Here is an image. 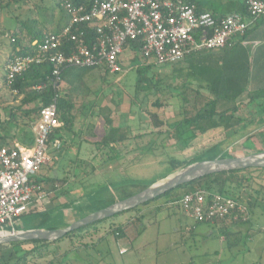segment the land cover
<instances>
[{
  "label": "rangeland",
  "instance_id": "obj_1",
  "mask_svg": "<svg viewBox=\"0 0 264 264\" xmlns=\"http://www.w3.org/2000/svg\"><path fill=\"white\" fill-rule=\"evenodd\" d=\"M59 2H61V0H27V4H13L10 8L6 7V0L1 2L3 6H0V143H2L4 139L10 141L11 135L14 134L17 128L27 131V128L31 129L32 127L31 124L29 125L32 116L27 117L22 111L16 113V121H11L10 108H16L20 104L21 99L18 98L15 100V96L6 91L4 82L2 81V63L9 50L8 37L2 34L7 31L11 33L12 30L17 28V23L23 22L27 16L31 15L32 17L40 18L38 16L40 8L48 9V11L44 12L43 18L44 16L45 18L55 16L52 25L48 26L50 31H55L59 26L61 27L64 25L66 19L65 15L62 12L60 13L59 9L56 8ZM61 17L63 18L62 22ZM49 22H51V20ZM134 58L135 55L133 52L129 49L125 50L121 57L123 68L125 67V69L122 74L115 75L119 78L122 77L121 80H123L119 83H114V78L116 77L113 75H109L111 77L104 80V84H107L110 89L117 90L116 93L112 94L115 103H110L107 95L100 98L92 95V92L98 88L104 91L106 90V86L97 80L89 81L87 85L88 88H84L75 100L76 109H81L84 105L89 106V102L94 103L95 107L93 111L96 114L92 120L90 119V122L95 123L96 127L103 124L104 118L108 115L107 108L112 110L111 118L114 122V126L122 127L125 123L134 126L136 123L139 124L140 121H146L147 117L148 120H150L146 111L148 109L155 110V108L150 105L157 97L165 103V107L159 110L161 118L167 120L171 125L180 119L177 113L182 105V99L172 97L175 92L173 88L177 87V84H179L178 81L174 82L172 79L173 67L156 68L150 70L148 73V78H152L156 82H158L159 79L164 80V82L160 84L163 86V91L161 93H158L154 89L147 90L146 87L142 85V87L140 86L141 88L139 87L137 90V74L134 68H130L133 65L132 61ZM98 72V70H95L92 73L96 76ZM159 94H161V96ZM102 98H106L107 102ZM96 107L99 109L96 110ZM130 110L133 112V119L127 118ZM250 112L251 111L247 109L243 115L249 116ZM147 127L148 125L142 126L144 133ZM96 131H98V129H96ZM249 132H251V135L252 133L253 135L255 133L259 134L252 136L250 139L244 136L241 138L232 137L219 140L216 142L220 144L217 149L220 151L224 150L225 152L230 151V153L237 155L264 151V126H257L256 123L244 131V135ZM215 134L217 135V133ZM190 135L191 133L189 132L184 138L185 140L181 141H188ZM216 135L213 138L214 140L223 136L221 134ZM88 137L90 139H101L102 136L89 135ZM141 142L143 143L140 144ZM151 143H153L152 147L150 146ZM147 144L148 149L144 150ZM211 145L212 144H210V146ZM127 146L128 149L133 148L136 149V151L130 154L129 157L130 159L135 158L134 160H125L119 163L118 170H120V174L125 171V178L118 179L117 176L112 175L108 177L98 176L94 174V170V172L89 170L88 173L90 171L91 173L85 175L84 183L87 196H95L98 190L99 193H101L100 191L103 189V197L108 198L109 196L117 194V198L121 200L122 193L111 191L112 189L117 191V187L120 184L129 185L132 181L144 185L157 182L172 172V166L170 165L171 160L175 159L177 162H181L185 159H189L186 149L190 147L194 148L193 144L186 148L187 144H179L175 138H169L167 136L163 138L156 136V134L152 136L150 133H148V137H144L142 141H139V145L133 141L132 144ZM210 146H205L204 149L210 148ZM184 153H186V156ZM230 153H224V156L230 157ZM219 154L223 155L222 152ZM91 162V165L101 164L99 160H93ZM69 168L70 170L68 172L74 173L72 167ZM47 174V166L45 165L40 172V176H49ZM50 175L53 176L52 173ZM247 176H252L253 178V190L250 191L255 197L257 196L255 190L259 191L261 188H264V173L252 171ZM69 179V184L73 185L72 187L75 188L79 186L76 182L84 181L73 176L67 178L66 181ZM121 180L124 183L120 182V184H118ZM61 182L55 184L61 186L64 184V182ZM55 184L44 183L42 186L45 192L49 193L52 191V187L55 186ZM105 192L108 193L104 194ZM260 197L264 199V190ZM164 205L165 200L163 199L153 201L148 206H141V211H128L114 219L100 223L97 225L98 233H95L92 229L85 233V238L81 242V244L89 243L90 247L87 250H83L80 254H72L68 260L77 261L80 256H85L87 254L91 258L90 262L94 264H264V203H258L252 215L251 220L254 222L255 226L251 233V237L243 240L242 243L237 246H230L228 242L224 240L220 225H196L181 209L174 206H167L169 207L167 208L164 207ZM158 206H161L160 209H158ZM60 214L61 212L56 209L55 212H53L52 215L50 214V217L47 218L45 225L60 228L62 225L58 224L61 222ZM41 220L40 216L27 214L20 219V227H43L40 225ZM119 227L125 230L123 229V236L117 238L112 231L117 230ZM238 230L240 229L237 228L236 231ZM73 240L76 241L75 239ZM70 244L71 242L69 239H64L59 243L62 252L70 248ZM122 248H125V254L124 252H120ZM9 251L11 250H0V261L2 260L3 254L7 256ZM68 260L65 262H68ZM71 262L72 261H70V263Z\"/></svg>",
  "mask_w": 264,
  "mask_h": 264
},
{
  "label": "built area",
  "instance_id": "obj_2",
  "mask_svg": "<svg viewBox=\"0 0 264 264\" xmlns=\"http://www.w3.org/2000/svg\"><path fill=\"white\" fill-rule=\"evenodd\" d=\"M248 17L231 14L218 18L209 11L198 12L184 0H91L78 5L61 3L70 16L63 31L49 34L32 46L37 55L13 56L5 67L8 84L33 63L49 60L53 65L52 102L41 109L33 131L32 147L18 143L0 146V231L18 224L32 207L44 203L46 196L37 180L48 163L49 137L62 127L58 101L64 94L62 73L70 68L102 70L107 75L123 73V52L129 44L141 45V54L155 68L174 67L190 55L223 50L234 42L248 45L241 37L258 21L264 20V0H243ZM87 26L94 29V41L88 43ZM64 40L74 43L69 53L60 50ZM57 148L59 142H55ZM185 215L196 223L213 222L225 217L246 215L247 208L235 199L204 190L184 194L177 203ZM264 229V228H263Z\"/></svg>",
  "mask_w": 264,
  "mask_h": 264
},
{
  "label": "trees",
  "instance_id": "obj_3",
  "mask_svg": "<svg viewBox=\"0 0 264 264\" xmlns=\"http://www.w3.org/2000/svg\"><path fill=\"white\" fill-rule=\"evenodd\" d=\"M2 1L3 0H0L1 7L3 6L1 3ZM6 1H7L6 3L7 8L8 7L10 8V6L13 4L16 5L24 4V3L27 4V0H6ZM90 1L91 0H61V2L57 4L56 8L59 9L60 13L62 12L65 15L66 19L64 25L61 27L59 26V28L56 29L55 31H50L48 27L49 25H52L53 21L55 20L54 18L55 16H51V18L48 17L45 18L44 16L43 18L44 12L48 11V9L40 8L38 11V16L40 18L32 17L31 15L27 16L23 22L22 21L19 22L20 24L17 23L18 24L17 28L12 30L11 33L7 31L2 34L4 36L7 35L8 37L7 40L9 41V49H10V54L8 55L4 64L2 81L4 82L6 91L9 94L15 96V100H17L18 98L21 99L20 104L16 108L15 107L10 108L11 121H16V113L18 111H22L25 116L27 117L32 116L29 125L31 124V126H34L38 122L41 109L45 106H48L52 102L55 96V91L52 87V82H51L53 65L49 60H45L41 63H33L28 70H26L24 73L19 75L11 84H8L5 75V67L8 64L9 59L12 57V55L35 57L37 55V52L35 50L37 46H32L34 42L37 41L41 43L49 34L58 35L63 31L65 27L69 25L70 16L66 11L63 10V8L61 7V3L70 2L72 4L78 5L81 3H89ZM184 1L189 4L196 5L193 0H184ZM196 7L198 12L204 11L201 10L199 6L196 5ZM244 13L245 15L243 16L248 17L246 6ZM217 17L223 18L222 16L221 17L217 16ZM49 19L51 20V22H49L50 21ZM62 21L63 18L61 17V22ZM80 30H83L86 33V40L88 43L94 41V38L96 36L94 29L88 28L87 26H83L80 28ZM247 32L241 37L240 41L245 39ZM0 46H1V41H0ZM73 46L74 43L69 42L68 40H64L63 46L60 48V50L64 53H69L73 48ZM127 49H129L135 55V58L132 61V63L134 64L133 68L135 69L139 77V79L136 82L137 85L136 89L138 90V88L142 85L145 86L147 90L154 89L158 93H161L163 89L159 84V82H156L152 78H148V73L150 72V70L156 68L154 67L153 63L150 60L145 59L142 56L141 45L137 42H132L129 44V48H126V50ZM235 52H239L240 54H242V57L246 58L247 56V51L240 42H234L225 49L218 51V53H220V55L218 56L222 57L227 53H235ZM215 53H217V51ZM191 56L193 55H190V57ZM95 70L97 69L70 68L62 73L63 81L67 85H69L68 92L64 93L58 101V113H59L58 115L63 127L69 126L72 123V121L75 119V117L73 116L71 117L72 115L71 111L74 109V103L71 102V95L80 94L81 91L87 87L88 82L93 81L92 79L91 80L89 79L91 77L92 72ZM98 71H102V70H98ZM232 82L234 84H237L235 80H233ZM207 84L209 91L212 95L211 99H207L205 97L199 96L200 94L198 93L192 94L193 91L190 92L188 86H184L182 89H179L178 96L181 97L182 99V105L178 113L180 119L172 125L171 124L165 125V121L160 119L159 116V110L165 107V103H163L159 97H157L154 102H151L150 106L155 108V110L148 109L146 111V114L149 116L150 119L149 120L150 135L154 136L156 134V136H160L165 133V137L167 136L169 138H175L177 142H179V144L181 143L187 144L186 148H188L191 146L190 141H192L196 137L197 133H205L207 131H211V130L213 131L221 127H224L223 129L226 131L234 130V128L237 125H239V121H240L239 116H237L239 109L234 108L233 110L230 111L220 112L218 111L217 106L220 100L234 101L237 98V96H239L242 93V89L239 88L238 85L233 86V88L237 90L231 89L224 94L222 92L224 91L222 89L223 80L216 81V79H214L212 81H208ZM159 95L161 96V94ZM261 98L264 99V93L253 96L249 100L248 105L257 102L258 99ZM29 107L31 108L29 109ZM259 107L264 115V104H260ZM107 123L111 126L112 120L111 121L107 120ZM259 124L264 125V120ZM164 126H168V129L165 130V132H163ZM247 126L248 125H246V127ZM184 128L186 129L188 128L187 131H185ZM59 129L55 130L54 133L50 135L49 142L53 140L55 134L59 132ZM189 132L191 133L189 140L182 142L181 140H185L184 138ZM116 133L117 132L115 129H111L108 136H106L100 143L102 144L103 149L110 148V152L107 153L108 157L106 158V161L111 158L118 157L116 151L117 149H119L121 144L123 145V142L125 141L124 135L118 136L116 135ZM258 134L259 133H255L254 135L250 134L249 136H247V138L250 139L252 138V136ZM133 139L134 142L139 140V138L136 137ZM152 144L153 143H151L150 145L151 147ZM219 145L220 144L218 143H214L211 146L206 145V146H210V148L207 149H204L205 146H194V148H192L193 150L195 149L194 156L190 157L189 159H185L181 162H177L175 159L170 161V165L172 166V172H170V174L192 163L202 160L214 159L220 156H224V153H230V151L225 152L224 150L220 151L219 149H217ZM147 147L148 144L147 146L144 147V150L148 149ZM131 150L132 152L136 151V149L133 148H131ZM220 152H222L223 155L219 154ZM100 162L103 163L104 160H101ZM252 171H260L264 173V169H247V170L224 172L220 174L206 176L194 182L180 186L172 191H169L153 201H158L163 199L165 200L164 207L174 206L179 209L177 203L182 198V196L188 192L198 191V190H204L212 194L218 193L235 199L238 203L244 205L247 208L246 215H238L236 219H235V215H231L223 218L222 220H214L213 222L210 221L203 223H196L194 221L193 222L196 225L215 224V223L219 224L220 230L222 232V237L224 238V240L227 241L230 246H237L241 244L243 240H246L251 237V233L255 226L254 222L251 220L252 215L254 213L255 208H257L258 203H264V199L260 197V195L263 193L264 188H261V190L259 191L255 190V194H257V196L255 197L250 191L253 190L252 187L253 178L252 176H247V175L250 174ZM50 181L51 180H49V183ZM58 181H60L59 178L55 179L54 181L52 180L53 183H56ZM148 186L149 185H144L142 183L132 181L129 185L120 184L117 187L118 188L117 191H115L114 189L112 190L106 189V190H111L116 193L120 191L123 194L122 199H125L141 192ZM103 191L104 190L102 189L100 191L101 193L97 192L95 196L88 197L86 199L87 202L85 204L87 205L86 206L87 211L85 212V215L91 214L97 210L105 208L118 201L114 199V197H112L111 199H109V197L108 198L103 197L102 195ZM107 193L108 192H105L104 194ZM151 202H148L142 206L144 207L148 206ZM160 207L161 206H158V209H160ZM133 210L141 211V206ZM125 213L127 212L120 213L110 219H114L117 216H120ZM39 216L42 219L40 225L43 226L39 228L49 227L45 225V222L47 221V218L50 217V213H46V212L39 213ZM110 219L80 228L72 233H69L64 238L54 242L34 241V242L14 243L10 245L0 246V250L2 251L3 250L6 251L9 249L11 250L9 251L7 256H4L3 254L0 264H69L70 260L68 259L72 254L74 253L80 254L82 249L87 250L90 247L89 243L81 244L82 240L85 238L84 236L85 233L91 231L92 229L95 233H98L97 225L106 222ZM237 228L240 230L236 231ZM123 229L124 228L119 227L117 230L112 232L117 238H120L124 234L125 229L124 230ZM64 239H69L71 244H70V248L62 252V248L61 246H59V243H61ZM73 239H75L76 241H74ZM87 256L89 257V255ZM67 260L68 262H65Z\"/></svg>",
  "mask_w": 264,
  "mask_h": 264
},
{
  "label": "crops",
  "instance_id": "obj_4",
  "mask_svg": "<svg viewBox=\"0 0 264 264\" xmlns=\"http://www.w3.org/2000/svg\"><path fill=\"white\" fill-rule=\"evenodd\" d=\"M194 3L201 8V10L209 11L215 13L217 16H222L223 18L231 15V14H241L245 15V4L243 0H193ZM245 17V16H244ZM247 17V16H246ZM246 42L248 45L242 46L247 51V56L242 57V54L239 52L235 53H227L222 57H219L220 53H215L216 51H208L199 53L197 55L189 56L184 62L176 65L173 67V74L172 79L174 82L178 81L177 87L173 88L175 91L173 97L180 99L181 97L178 96L179 89H182L184 86H188L190 92L198 93L199 96L205 97L207 99H211L212 95L208 88V81H212L216 79V81L223 80L222 91L224 94L231 90L235 89L233 86H237L242 89V93L237 96V98L233 100H220L218 102V111L225 112L233 110L234 108H238L237 116H239V125H237L234 130L226 131L223 128H217L215 130L207 131L205 133H197L196 137L190 141V144L194 146H206L210 144H214L219 140H225L232 137L241 138L247 137L250 135L251 132L244 135V131L249 129L250 126L255 125L257 126H264L259 124L264 120L263 112L261 111L259 105L264 104V99H258L257 102L248 105L249 100L258 94L264 93V20H260L256 22L247 32L245 37ZM10 54V49L8 50L7 54L5 55L2 63V75H3V68L5 61ZM134 64L132 65L133 69ZM100 72V73H99ZM95 76L93 73L89 80H97L104 84V80L111 77L106 75L103 71H99ZM137 74V73H136ZM125 76V75H124ZM123 76V77H124ZM114 83H119L121 78L115 76ZM139 79L137 75V80ZM235 80L237 84H234L232 81ZM137 82V81H136ZM159 84L164 82L163 79H159ZM106 90L96 89L92 92L97 98L104 97L105 95L108 96V101L111 103H115L113 100L112 94L116 93L117 90L110 89L107 84ZM163 87V86H161ZM88 88V87H87ZM69 90V85L65 83V90L64 93H67ZM237 90V89H235ZM81 94V93H80ZM80 94H73L71 95V102L74 103V109L71 111V117H75L72 123L67 127H60L59 132L55 134L53 140L50 142L49 149H48V163H47V172L49 176H37V180L44 183H53L55 179H60V181L64 184L59 185L55 184L52 187V191L49 193H44L46 196V200L44 203H39L31 208L28 215H35L39 216V213H50L51 215L58 209L60 214L61 222L58 224H66L70 223L77 218L86 216L85 212L86 209V199L89 197L86 195L87 191L85 188V175H87L89 170H94L95 175L108 177L109 175L117 176L118 179L125 178L124 173L120 174L119 163L121 161L127 160H134L130 159V154H132L131 148L128 149L127 145L132 144L134 141L133 138H139L138 141H135L137 145H139V141H142L144 137H148V133L150 130V121L147 120L140 123H136L134 126L132 124L125 123L124 126L118 127L114 126V122L112 121V125L110 126L107 123V120H112V110L107 108L108 115L104 118L103 124L96 127L95 123L90 122L92 118L95 116V112L93 111L95 105L93 102H89V106H82L81 109H76L75 100ZM102 94V95H101ZM70 97V96H69ZM104 101L107 99L102 98ZM99 102V101H97ZM97 104V103H96ZM254 105V106H253ZM259 107V108H258ZM30 109V108H29ZM96 110L99 108H95ZM250 110L249 116H244L243 113L245 111ZM180 111V110H179ZM178 111V113H179ZM133 112L130 110L129 115L127 116L128 119H133L132 114ZM177 113V115H178ZM159 116H161L159 114ZM91 119V120H90ZM160 119L164 120L160 117ZM141 120V119H140ZM165 121V125L170 124ZM143 125H148L147 129H145V133L142 129ZM246 125H248L246 127ZM33 127L31 129L27 128L28 130H21L16 129L14 134L11 135V140L4 139L0 145H12L14 143H18L25 147H32L35 143L36 134L33 131ZM99 127V128H98ZM263 128V127H262ZM94 131H93V130ZM98 129V131H96ZM111 129L116 130V135L121 136L124 135L125 141L123 145L121 144L119 149H117L116 154L118 157L111 158L106 161L108 157L107 153L110 152V148L103 149L101 141L108 136ZM168 129V126H164L163 132ZM187 131L186 128H184ZM215 133L217 135L221 134L222 137L218 139H213L215 137ZM253 134V133H252ZM95 136L101 135V139H90L88 136ZM216 135V136H217ZM139 136V137H137ZM159 137L165 138V133L160 135ZM95 138V137H94ZM55 142H59L60 147L57 148L55 146ZM141 142L140 144H142ZM234 144V143H233ZM141 150V149H140ZM188 152L189 158L195 155V149L193 150L191 147L186 149V153ZM186 153L184 155L186 156ZM138 155V154H136ZM187 155V156H188ZM191 155V156H190ZM137 159V158H136ZM93 160H104L106 163H101L100 165L95 164L91 165V161ZM69 167H72L74 173L68 172L70 170ZM93 171V172H94ZM53 174L51 176L50 174ZM91 173V171L89 172ZM88 173V174H89ZM77 177L84 181L76 182L78 183V187H72L73 185L69 184L70 179L66 181L69 177ZM66 181V182H65ZM119 181L118 184H120ZM57 183V182H56ZM68 183V184H67ZM124 183V182H122ZM46 189V188H45ZM99 192V190L97 191ZM117 193H121L118 191ZM114 197L116 200L118 199V195L115 194L113 196H109V199ZM123 194L121 196L122 200ZM26 216V215H25ZM213 225H219L217 223ZM51 227V226H49ZM39 228V227H35ZM33 227H25L21 226V229H35ZM85 250V249H84ZM83 252V249L80 253ZM121 253L125 252V248H122ZM90 257L87 256H80V258L75 261L71 260L69 264H94L90 262ZM69 261V262H70Z\"/></svg>",
  "mask_w": 264,
  "mask_h": 264
},
{
  "label": "water",
  "instance_id": "obj_5",
  "mask_svg": "<svg viewBox=\"0 0 264 264\" xmlns=\"http://www.w3.org/2000/svg\"><path fill=\"white\" fill-rule=\"evenodd\" d=\"M230 154V157L220 156L187 165L159 181L152 183L135 195L119 200L86 216L77 218L70 223L63 224L60 228L51 226L47 228L21 229L19 221L13 227L0 231V246L34 241L54 242L80 228L136 209L169 191L203 177L231 171L264 169V151H256L243 155Z\"/></svg>",
  "mask_w": 264,
  "mask_h": 264
}]
</instances>
